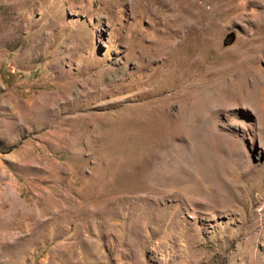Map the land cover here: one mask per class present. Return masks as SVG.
<instances>
[{
	"label": "rangeland",
	"instance_id": "1",
	"mask_svg": "<svg viewBox=\"0 0 264 264\" xmlns=\"http://www.w3.org/2000/svg\"><path fill=\"white\" fill-rule=\"evenodd\" d=\"M262 41L264 0H0V264H264Z\"/></svg>",
	"mask_w": 264,
	"mask_h": 264
},
{
	"label": "bare ground",
	"instance_id": "2",
	"mask_svg": "<svg viewBox=\"0 0 264 264\" xmlns=\"http://www.w3.org/2000/svg\"><path fill=\"white\" fill-rule=\"evenodd\" d=\"M262 44H264V41H262L261 42ZM260 44V43H259ZM257 46V45H256ZM257 50H259V49H256V51ZM259 53V52H258ZM261 58V57H260ZM260 58L259 57H252L250 60H251V62H250V64H251V71H248V76L251 74L252 76H253V81H251V85H249V88L248 87H244V89H242V90H240V91H238L237 90V87L235 88L234 86H233V88L231 87V85L229 86V88L227 87V88H225L226 90H230V91H232V101L235 103V104H239V103H243V102H245V101H248V99H245V98H243V93H246V94H248V97H249V99L251 98V99H254V97H255V95H259V93H258V91H259V89H261L263 86H264V82L262 81V79H261V77L260 76H258V74L256 73V71H254V69H253V67H254V65L255 64H257V63H260L261 62V60H260ZM248 64V63H247ZM249 64V65H250ZM248 68H250L249 66H248ZM247 68V69H248ZM242 72V71H241ZM242 76V75H241ZM251 76V77H252ZM235 78V77H234ZM230 79V78H229ZM238 80V79H237ZM237 80H235V81H237ZM222 81H224V80H222ZM215 83H216V81H214ZM225 82V81H224ZM227 82V81H226ZM211 83V82H210ZM229 83H230V80H229ZM246 83H247V81H246ZM245 83V84H246ZM253 83H255V85L254 86H252V84ZM225 83H223V85H224ZM222 85V84H221ZM222 85V86H223ZM236 85V84H235ZM211 86V85H210ZM209 86V87H210ZM213 86V85H212ZM237 86V85H236ZM205 88H207V87H205ZM217 89V88H216ZM264 89V88H263ZM209 90L211 91V92H213V89L212 88H209ZM208 89H205V90H202V91H200V93H199V96H201V99H202V102H203V104H213L214 102H216V98H215V96L213 95V93H211L210 91H209ZM225 91V90H224ZM263 91V90H262ZM229 93V92H228ZM249 93H250V95H249ZM224 96V95H223ZM246 96V95H245ZM227 97V96H226ZM225 96L223 97V98H226ZM220 98V97H219ZM222 98V97H221ZM220 98V99H221ZM230 99V98H229ZM195 100V99H194ZM225 100V99H224ZM188 102V101H187ZM229 102H230V100H229ZM228 102V103H229ZM189 103V102H188ZM188 103H185V104H188ZM191 103H193V101H191ZM254 103V102H253ZM194 104H197V103H194ZM250 104H252V102H251V100H250ZM214 179V178H213Z\"/></svg>",
	"mask_w": 264,
	"mask_h": 264
},
{
	"label": "water",
	"instance_id": "3",
	"mask_svg": "<svg viewBox=\"0 0 264 264\" xmlns=\"http://www.w3.org/2000/svg\"><path fill=\"white\" fill-rule=\"evenodd\" d=\"M233 37V36H232Z\"/></svg>",
	"mask_w": 264,
	"mask_h": 264
}]
</instances>
